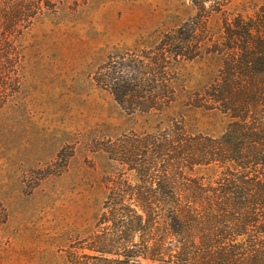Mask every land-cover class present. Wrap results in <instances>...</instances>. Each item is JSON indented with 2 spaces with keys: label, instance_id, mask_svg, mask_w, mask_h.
<instances>
[{
  "label": "rangeland",
  "instance_id": "rangeland-1",
  "mask_svg": "<svg viewBox=\"0 0 264 264\" xmlns=\"http://www.w3.org/2000/svg\"><path fill=\"white\" fill-rule=\"evenodd\" d=\"M263 6L42 0L19 58L0 66V264H95L111 189L138 175L116 147L171 126L220 138L233 122L214 101L226 21Z\"/></svg>",
  "mask_w": 264,
  "mask_h": 264
},
{
  "label": "trees",
  "instance_id": "trees-1",
  "mask_svg": "<svg viewBox=\"0 0 264 264\" xmlns=\"http://www.w3.org/2000/svg\"><path fill=\"white\" fill-rule=\"evenodd\" d=\"M41 9L42 0H0V66L19 58L17 41ZM225 31L214 101L233 122L220 138L171 126L116 147L138 175L111 189L95 264H264V6ZM209 166L219 171L197 176Z\"/></svg>",
  "mask_w": 264,
  "mask_h": 264
}]
</instances>
